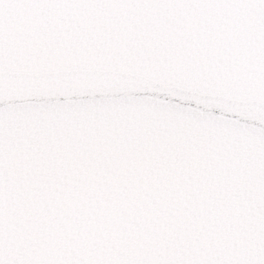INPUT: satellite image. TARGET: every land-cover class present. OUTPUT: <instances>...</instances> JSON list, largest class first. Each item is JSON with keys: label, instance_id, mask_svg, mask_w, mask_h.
Returning <instances> with one entry per match:
<instances>
[{"label": "snow or ice", "instance_id": "1", "mask_svg": "<svg viewBox=\"0 0 264 264\" xmlns=\"http://www.w3.org/2000/svg\"><path fill=\"white\" fill-rule=\"evenodd\" d=\"M0 264H264V0H0Z\"/></svg>", "mask_w": 264, "mask_h": 264}]
</instances>
